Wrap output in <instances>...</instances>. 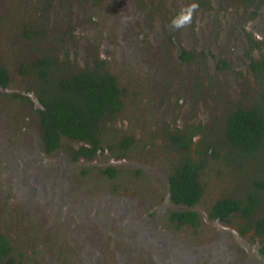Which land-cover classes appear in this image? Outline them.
Wrapping results in <instances>:
<instances>
[{"label":"rangeland","instance_id":"obj_1","mask_svg":"<svg viewBox=\"0 0 264 264\" xmlns=\"http://www.w3.org/2000/svg\"><path fill=\"white\" fill-rule=\"evenodd\" d=\"M191 5V23L173 30ZM241 5L0 0V62L11 77L0 87V233L22 264H264V239L242 233L243 218L211 217L217 201L245 197L264 176V155L245 159L224 142L233 108L264 105V2ZM41 57L55 75L105 69L123 91L122 110L102 125L105 149L86 166L70 160L76 142L43 149L30 68ZM177 132L192 138L190 151L170 141ZM126 136L133 142L121 157ZM186 157L205 166L204 196L192 208L169 201V176ZM186 210L199 214L198 227L170 221Z\"/></svg>","mask_w":264,"mask_h":264},{"label":"trees","instance_id":"obj_2","mask_svg":"<svg viewBox=\"0 0 264 264\" xmlns=\"http://www.w3.org/2000/svg\"><path fill=\"white\" fill-rule=\"evenodd\" d=\"M261 64H253L260 70ZM38 80L37 97L40 108L41 138L44 149L52 153L60 148L63 140L82 142L79 152L92 157L103 146V122L117 115L123 108V91L115 75L103 69H81L76 72L54 74L53 61L46 57L30 64ZM23 66L22 72H25ZM11 81L8 69L0 62V86L5 88ZM170 141L178 148L190 151L192 138L181 132L169 135ZM133 138L121 139L118 150L124 152L131 146ZM224 142L243 158L258 160L264 155V106L255 104L250 108L237 107L227 119ZM112 150L111 146L108 147ZM204 162L186 157L170 176L171 200L190 208L200 203L204 196L201 174ZM108 172L113 175L114 169ZM264 176L253 180L252 190L243 198L228 197L217 201L211 211L212 218L228 221L232 216L244 220L242 233L254 230L264 238V212L256 217L262 208ZM169 219L179 226L197 227L200 216L195 210L170 213ZM264 253V244L262 247ZM0 264H17L13 247L8 238L0 233Z\"/></svg>","mask_w":264,"mask_h":264},{"label":"flooded vegetation","instance_id":"obj_3","mask_svg":"<svg viewBox=\"0 0 264 264\" xmlns=\"http://www.w3.org/2000/svg\"><path fill=\"white\" fill-rule=\"evenodd\" d=\"M239 1V3H241L242 5H247L248 7L249 6H253V5H258V6H260L261 5V2H264V0H238ZM241 5V6H242ZM242 16V15H241ZM240 16V17H241ZM244 16H248V17H250V15L248 14V15H244ZM237 17V16H236ZM236 17H235V22H237V23H240V24H242L243 25V27L245 28V27H247V25H244V23L246 24V22L244 21V19H239L238 18V20H236ZM242 18V17H241ZM249 20H250V18H249ZM182 57L183 58H185V59H189V58H193L194 57V55H192V54H190L189 53V51H187V50H184V51H182ZM53 61V60H52ZM253 64H256V63H252V65ZM53 68H54V64H53ZM97 69H101V70H103L102 68H99V67H96ZM90 69H92V67H90ZM93 69H95V68H93ZM109 72V71H108ZM63 74H68V73H66V72H63ZM57 76L58 77H60L61 75H59V74H57ZM1 87V86H0ZM38 104H39V106H40V103H39V101H38ZM257 104H259V103H257ZM264 106V105H263ZM237 107H242V106H236L235 108H237ZM235 108H233L231 111H230V113L228 114V116L231 114V112L235 109ZM116 116V115H115ZM228 116H227V118H226V122H225V129H224V137H225V130H226V126H227V119H228ZM112 118V117H111ZM108 119V118H107ZM41 131V130H40ZM178 133V132H177ZM186 136V135H185ZM188 137V136H187ZM41 141H42V138H41ZM103 141V140H102ZM77 144H78V146L75 148V149H73V150H71V154H70V160L71 161H73V164H74V166H76L77 164H79V165H87L88 163H91V162H93V161H95V160H97V158L99 157V155H100V153L102 152V150L101 149H99L96 153H95V155L94 156H92V157H85V156H83V155H81V152H79L80 151V149H81V147H82V142L80 143V142H76ZM62 144V143H61ZM43 145V144H42ZM61 146V145H60ZM43 149H44V146H43ZM183 149H185V148H183ZM58 150V149H57ZM56 150V151H57ZM44 151H45V149H44ZM56 151H54V152H56ZM54 152H52V153H54ZM45 153L46 154H48V155H50V154H52V153H47L46 151H45ZM179 166V165H178ZM177 166V167H178ZM84 167V166H83ZM111 169H114V168H112V167H110ZM108 169H109V167H107V168H103L101 171H102V173L104 174V176L106 175V176H108L109 178H111V180H114L115 178H116V175H117V173L115 172V169H114V174L113 175H111V173H109L108 172ZM177 169V168H176ZM175 172V171H174ZM174 172H173V174H174ZM81 174H86V170L85 169H82V171H81ZM173 174H171V175H173ZM170 175V176H171ZM170 176H169V181H168V183H169V194H170ZM169 201H171L172 202V200H171V194L169 195ZM173 203V202H172ZM175 206H185V205H182V204H175V203H173ZM186 207H188V206H186ZM187 211V210H186ZM174 212H176V211H174ZM178 212V211H177ZM172 213V212H171ZM212 217V216H211ZM213 219H215V218H213ZM216 220H218V219H216ZM171 221V220H170ZM172 222V221H171ZM172 223H174L177 227H184V226H190V225H184V226H179L178 224H176L175 222H172ZM199 226V225H198ZM197 226V227H198ZM190 227H193V226H190ZM194 228H196V227H194ZM249 231H252L254 234H255V232H254V230H249ZM248 231V232H249ZM247 233V232H246ZM256 235V234H255ZM257 236V235H256ZM6 237V236H5ZM258 238H262V239H264L263 237H259V236H257ZM7 238V237H6ZM12 246V245H11ZM263 247V246H262ZM262 247H260L259 248V255L260 256H264V253L262 252ZM13 251H14V249H13ZM13 254H14V252H13ZM14 257H15V260H16V263L17 264H22V262L20 261V260H18L17 258H16V256L14 255Z\"/></svg>","mask_w":264,"mask_h":264},{"label":"clouds","instance_id":"obj_4","mask_svg":"<svg viewBox=\"0 0 264 264\" xmlns=\"http://www.w3.org/2000/svg\"><path fill=\"white\" fill-rule=\"evenodd\" d=\"M196 7V5H191L188 7L186 12L182 10L178 17H175L172 19V21H170L169 26L173 30H178L180 28L188 26L191 23L192 13Z\"/></svg>","mask_w":264,"mask_h":264}]
</instances>
